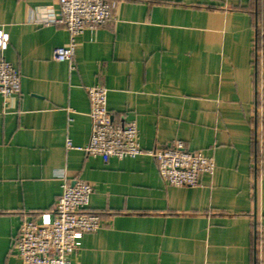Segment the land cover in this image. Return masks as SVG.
Here are the masks:
<instances>
[{"label": "crops", "instance_id": "crops-1", "mask_svg": "<svg viewBox=\"0 0 264 264\" xmlns=\"http://www.w3.org/2000/svg\"><path fill=\"white\" fill-rule=\"evenodd\" d=\"M108 1L71 69L53 58L68 31L43 21L59 0H0L3 55L22 76L20 94H0V264H22L19 229L55 207L64 178L89 181L103 217L72 264H264V0ZM97 83L143 149L180 140L214 174L172 186L151 155L87 156Z\"/></svg>", "mask_w": 264, "mask_h": 264}, {"label": "built area", "instance_id": "built-area-1", "mask_svg": "<svg viewBox=\"0 0 264 264\" xmlns=\"http://www.w3.org/2000/svg\"><path fill=\"white\" fill-rule=\"evenodd\" d=\"M59 5L60 14L43 18V21L55 22L68 31V44L55 48L53 58L68 62L73 69L76 37L107 24L112 19L114 4L108 0H59ZM9 42V33L1 28L0 94L5 98L20 94L22 80L19 68L4 58ZM87 94L91 107V136L84 147L78 148L87 156L108 162L111 158L151 155L164 182L172 186L195 187L203 174H214V157L189 150L180 140L165 148L143 149L135 121L117 123L113 120L105 86L99 83L88 86ZM67 148H74L70 139H67ZM62 189L51 211L40 214L39 220L24 219L16 243L22 264H72L71 257L81 247L83 236L102 228V213L90 208L93 185L89 181L64 178Z\"/></svg>", "mask_w": 264, "mask_h": 264}]
</instances>
